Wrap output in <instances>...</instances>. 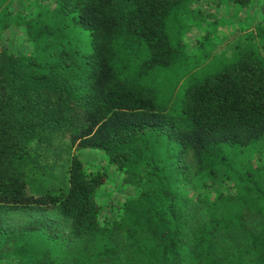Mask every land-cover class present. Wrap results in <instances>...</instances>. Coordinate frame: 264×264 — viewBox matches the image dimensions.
<instances>
[{
  "label": "trees",
  "instance_id": "16d2710c",
  "mask_svg": "<svg viewBox=\"0 0 264 264\" xmlns=\"http://www.w3.org/2000/svg\"><path fill=\"white\" fill-rule=\"evenodd\" d=\"M186 1L0 0V264H264V56L187 86L176 115L133 76L135 52L138 72L173 62ZM110 167L123 197L102 202Z\"/></svg>",
  "mask_w": 264,
  "mask_h": 264
},
{
  "label": "rangeland",
  "instance_id": "374dc122",
  "mask_svg": "<svg viewBox=\"0 0 264 264\" xmlns=\"http://www.w3.org/2000/svg\"><path fill=\"white\" fill-rule=\"evenodd\" d=\"M18 2V10L25 19L32 16V9ZM264 22V0L240 6L228 0H187L172 10L164 20V33L173 52V62L138 72L146 59L144 53H134L133 76L136 83L149 88L159 110L176 115L187 86L227 67L242 50L256 47L264 56L263 40L257 30ZM19 29L10 28L3 33L2 42L17 54H27L30 47L22 41ZM83 161L91 167H103L102 155L88 152ZM109 181L99 194L100 201L109 196L121 201L124 188L119 185L120 174L109 169ZM55 182L61 183L59 180ZM117 182V183H116ZM121 184V183H120ZM227 185V184H226ZM223 184L222 187H224ZM214 190H210L213 192ZM120 198V199H119ZM40 216L32 213L9 215V221L20 223ZM53 220L61 221L54 215ZM68 235L67 230L64 231Z\"/></svg>",
  "mask_w": 264,
  "mask_h": 264
}]
</instances>
